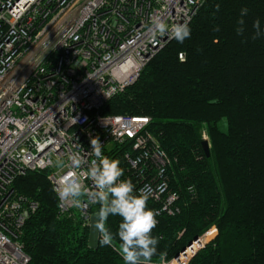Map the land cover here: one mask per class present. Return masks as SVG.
<instances>
[{
    "label": "trees",
    "instance_id": "trees-1",
    "mask_svg": "<svg viewBox=\"0 0 264 264\" xmlns=\"http://www.w3.org/2000/svg\"><path fill=\"white\" fill-rule=\"evenodd\" d=\"M188 26L190 38L171 40L100 113L148 116L149 132L171 159L168 186L179 195V213H159L152 233L168 262L215 228L187 264H264V0H206ZM123 150L108 155L134 184ZM47 175L28 171L13 182L38 203L20 237L27 264H124L100 238L96 249L88 247L83 217L75 209L59 213ZM148 207L161 209L150 199ZM98 210L96 204L90 211ZM119 223L110 217L108 227L115 233Z\"/></svg>",
    "mask_w": 264,
    "mask_h": 264
},
{
    "label": "built area",
    "instance_id": "built-area-1",
    "mask_svg": "<svg viewBox=\"0 0 264 264\" xmlns=\"http://www.w3.org/2000/svg\"><path fill=\"white\" fill-rule=\"evenodd\" d=\"M205 1L0 0V264L30 260L20 237L38 203L13 189L28 171L48 170L59 213L75 209L89 228L96 204L61 206L55 189L69 169L56 162L66 161L77 142L90 152L97 136L108 157L115 147L124 149L134 185L149 187L158 214L179 213V195L168 186L171 159L149 132L150 118L100 112L173 40H152V21L189 25ZM81 180L92 187L90 179ZM202 237L194 241L197 251L206 245L200 247ZM196 252L168 264H187Z\"/></svg>",
    "mask_w": 264,
    "mask_h": 264
},
{
    "label": "clouds",
    "instance_id": "clouds-1",
    "mask_svg": "<svg viewBox=\"0 0 264 264\" xmlns=\"http://www.w3.org/2000/svg\"><path fill=\"white\" fill-rule=\"evenodd\" d=\"M246 14L247 9H242L241 15ZM239 23L243 24V20ZM258 25L259 21H256L254 27ZM149 32L152 40L168 35L179 43L191 36L187 23L169 25L160 18L152 21ZM90 149V152H85L77 142L66 161L57 160V167L69 169L60 177L55 189L61 206L70 204L82 208L98 204L94 226L100 235V244L113 248L124 264H153L154 257H158L160 264H168L167 252L158 251L159 238L152 235L158 224V213L148 207L149 187L137 189L130 179H122L124 169L120 160L104 155L98 136L90 138ZM88 156L93 159H87ZM81 175L92 181V187L83 183ZM117 216L120 223L113 233L108 220Z\"/></svg>",
    "mask_w": 264,
    "mask_h": 264
},
{
    "label": "water",
    "instance_id": "water-1",
    "mask_svg": "<svg viewBox=\"0 0 264 264\" xmlns=\"http://www.w3.org/2000/svg\"><path fill=\"white\" fill-rule=\"evenodd\" d=\"M202 148L206 154V157H209V144L207 139H204L202 142ZM97 213L91 216L90 225L88 228V247L90 249H96L99 241V233L97 228L94 226V220ZM199 240V238L195 239V241Z\"/></svg>",
    "mask_w": 264,
    "mask_h": 264
},
{
    "label": "bare ground",
    "instance_id": "bare-ground-1",
    "mask_svg": "<svg viewBox=\"0 0 264 264\" xmlns=\"http://www.w3.org/2000/svg\"><path fill=\"white\" fill-rule=\"evenodd\" d=\"M215 233H216V229L213 228V229H210L209 232H207L204 237L201 238V244H200V247L201 246H204V244H207L209 241H211L214 237H215ZM199 247V243L197 242H192L190 243L188 246L185 247V249L183 251H181V253H183V257L185 259L191 257L193 255V253H195L197 251ZM180 253V254H181Z\"/></svg>",
    "mask_w": 264,
    "mask_h": 264
},
{
    "label": "rangeland",
    "instance_id": "rangeland-1",
    "mask_svg": "<svg viewBox=\"0 0 264 264\" xmlns=\"http://www.w3.org/2000/svg\"><path fill=\"white\" fill-rule=\"evenodd\" d=\"M218 127H219V129H220L222 132H226V131H227V123H226V120H225V119H222V120L219 122Z\"/></svg>",
    "mask_w": 264,
    "mask_h": 264
}]
</instances>
